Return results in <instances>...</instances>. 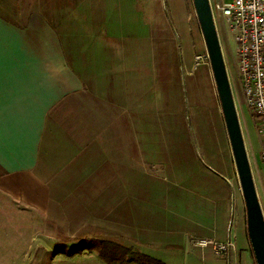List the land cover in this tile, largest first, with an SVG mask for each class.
I'll return each mask as SVG.
<instances>
[{"label":"crops","instance_id":"obj_1","mask_svg":"<svg viewBox=\"0 0 264 264\" xmlns=\"http://www.w3.org/2000/svg\"><path fill=\"white\" fill-rule=\"evenodd\" d=\"M146 3L147 8L142 0H0L11 101L0 156V238L7 198L17 210V239L29 231L25 223L32 218L34 232L42 224L41 249L47 251L46 242L54 239L67 244L60 255L93 259L74 264H230L236 248L251 250L241 186L226 166L227 176L194 170L188 202L176 203L182 212L147 198L148 164L162 169L157 159L168 153L162 142L174 137L165 139L163 127L179 116L175 95L181 85H195L196 73L192 55L173 31L179 21L159 17V0ZM148 141L154 145L146 147ZM252 151L264 211L263 143L259 153ZM231 219L236 247L227 255L193 244L204 237L226 240ZM112 232L131 239L127 247L115 243L126 255L114 263L100 260L105 248L94 241L110 239Z\"/></svg>","mask_w":264,"mask_h":264},{"label":"rangeland","instance_id":"obj_2","mask_svg":"<svg viewBox=\"0 0 264 264\" xmlns=\"http://www.w3.org/2000/svg\"><path fill=\"white\" fill-rule=\"evenodd\" d=\"M215 1L222 4L232 0H211V2ZM159 2L160 3H156L155 5L156 9L159 11L158 15L163 21L172 19L174 24H177V21H179L177 24L179 26H176L173 31L181 40V46H184L185 50L189 51L192 55L193 63L190 68L196 73V83L189 87H183V85H181L178 95H175L176 101L179 99L180 103L179 116H172L170 122L167 120V123H165L163 127L165 139L169 135L174 137L173 139H166V142H164L165 146L162 142V150L165 149V152H168L165 153V157H162V159H157L163 161L161 162L162 169L152 166L150 163L148 164L144 185H146L147 189L145 192L148 194L147 198L151 200L155 199L158 204L164 208H166V204L176 205V208H181L179 211L182 212L183 203H187L191 195V193L187 192V186L192 183V181L189 183V179L195 169L207 170L210 173L217 171L221 173L222 176H227L228 173L230 177H235L234 183L237 189L240 187V184L211 66L210 64H195V56L206 51V46L200 25L194 19L196 12L193 0H159ZM142 4L147 8L146 0H142ZM170 6L174 9L173 15ZM146 12L150 17L151 14L149 9H146ZM165 31L166 28H164V32ZM186 37H188V39ZM223 42H225V51L227 50V57L229 60V72L236 80V42L228 32L224 35ZM182 62L183 60L181 63ZM186 63H188L187 60L184 61V69L189 68V65H186ZM174 92L176 93V91ZM237 93L236 101L239 109V116L250 157L253 152L252 150L257 153L260 152L262 143H264V135L259 131L256 113H254L246 103L240 81L238 83ZM177 138L179 139L178 143H176ZM159 144L158 142V146ZM153 145V141H148L146 143V147ZM160 151L161 150H159L158 153ZM179 151H181V155L176 153ZM229 164L233 167L234 172ZM178 166L181 167L184 172L176 173L175 170L178 168L174 167ZM223 166L227 167V173H223ZM172 170H174V172H172ZM178 201H180L182 207L176 204ZM242 205L244 216L246 217L244 197ZM2 213L4 228L2 227V237L0 238V264H31L33 262H38L37 264H74L76 262L86 263L93 260L90 255L85 254L76 255L75 253L71 255H60L58 252H63L67 244L65 242L55 244L54 239H51V242L50 239H48L49 241L46 242V246L49 247L47 251L41 249L39 244L41 241H44L42 224L38 223L36 225V231L34 232L35 225L32 218L26 219L25 223L26 229L29 231H21L19 235L20 239H17L13 234L15 226H18L16 222L19 221L16 215L17 210L13 206H9V200L7 198L4 199ZM172 216L175 217V215ZM19 218L21 219V216H19ZM175 218L181 220L179 217ZM150 222L153 221L150 220ZM150 222H147V224L155 229L156 223ZM158 228L161 234L166 232V229L162 225H158ZM119 235L118 232H112V234L110 233L112 238H104V240L94 239V241L96 243L99 242V247H102V243L104 242L118 243L125 247L131 244V239H124L119 237ZM30 236L35 237H31L30 239ZM31 240L33 245H30ZM84 244H87V242ZM81 245L82 242L77 244V246ZM30 246H32V248ZM68 249L71 252L74 251L70 248ZM236 249V256L230 264H257L252 248H250L251 250L248 248V251L242 248ZM98 257L100 260H104L100 253Z\"/></svg>","mask_w":264,"mask_h":264},{"label":"built area","instance_id":"obj_3","mask_svg":"<svg viewBox=\"0 0 264 264\" xmlns=\"http://www.w3.org/2000/svg\"><path fill=\"white\" fill-rule=\"evenodd\" d=\"M211 4L235 99L240 81L246 103L256 113L259 131L264 135V0H232L222 4L215 1ZM226 32L236 42V80L229 72V60L223 42ZM195 64H210L207 50L195 56ZM262 157L264 158V143ZM233 225L234 220L231 219L229 237L226 240L204 237L193 240V244L210 247L217 255H227L236 247L232 236Z\"/></svg>","mask_w":264,"mask_h":264},{"label":"water","instance_id":"obj_4","mask_svg":"<svg viewBox=\"0 0 264 264\" xmlns=\"http://www.w3.org/2000/svg\"><path fill=\"white\" fill-rule=\"evenodd\" d=\"M193 4L206 50L209 54L210 66L245 201L247 231L251 248L256 263L264 264V211L253 174L223 47L214 19L211 0H193Z\"/></svg>","mask_w":264,"mask_h":264},{"label":"snow or ice","instance_id":"obj_5","mask_svg":"<svg viewBox=\"0 0 264 264\" xmlns=\"http://www.w3.org/2000/svg\"><path fill=\"white\" fill-rule=\"evenodd\" d=\"M6 55L4 32L0 29V156L4 154L5 112L11 105V101L6 97L4 83Z\"/></svg>","mask_w":264,"mask_h":264},{"label":"trees","instance_id":"obj_6","mask_svg":"<svg viewBox=\"0 0 264 264\" xmlns=\"http://www.w3.org/2000/svg\"><path fill=\"white\" fill-rule=\"evenodd\" d=\"M194 19L196 20L197 23H199L196 15H195ZM102 246L105 249L103 252H101V256L106 261H109L111 263L121 261L124 258V256L126 255V252L119 250L118 245H116L114 243L104 242V243H102ZM134 256L138 257L139 255L132 254V259L134 258Z\"/></svg>","mask_w":264,"mask_h":264}]
</instances>
